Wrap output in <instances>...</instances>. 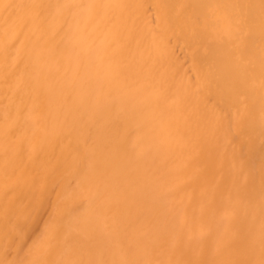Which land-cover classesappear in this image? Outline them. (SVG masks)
I'll use <instances>...</instances> for the list:
<instances>
[{
	"label": "bare ground",
	"instance_id": "obj_1",
	"mask_svg": "<svg viewBox=\"0 0 264 264\" xmlns=\"http://www.w3.org/2000/svg\"><path fill=\"white\" fill-rule=\"evenodd\" d=\"M0 264H264V0H0Z\"/></svg>",
	"mask_w": 264,
	"mask_h": 264
},
{
	"label": "rangeland",
	"instance_id": "obj_2",
	"mask_svg": "<svg viewBox=\"0 0 264 264\" xmlns=\"http://www.w3.org/2000/svg\"><path fill=\"white\" fill-rule=\"evenodd\" d=\"M177 52H180L179 50H177Z\"/></svg>",
	"mask_w": 264,
	"mask_h": 264
}]
</instances>
